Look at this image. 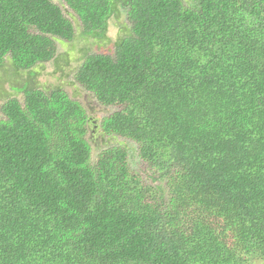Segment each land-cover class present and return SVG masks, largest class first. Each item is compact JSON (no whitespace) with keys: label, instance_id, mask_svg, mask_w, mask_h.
<instances>
[{"label":"trees","instance_id":"16d2710c","mask_svg":"<svg viewBox=\"0 0 264 264\" xmlns=\"http://www.w3.org/2000/svg\"><path fill=\"white\" fill-rule=\"evenodd\" d=\"M64 2L100 40L127 12L114 53L75 74L116 111L95 125L37 84L75 38L59 6L0 0V264H264V0ZM91 124L148 172L122 146L93 163Z\"/></svg>","mask_w":264,"mask_h":264},{"label":"rangeland","instance_id":"374dc122","mask_svg":"<svg viewBox=\"0 0 264 264\" xmlns=\"http://www.w3.org/2000/svg\"><path fill=\"white\" fill-rule=\"evenodd\" d=\"M54 4L59 6L66 17L73 23L75 28V38L70 42H58V51L55 60L40 65L36 68L38 73L36 81L41 88H62L69 97L81 104L85 109L89 119L95 125H99L101 121L116 111L114 107H106L100 105L94 96L86 91L82 86L75 82L76 70L84 62V59L88 55L92 54H107L112 55L115 50V43L121 36V30L127 29L129 27L127 21L126 10L119 7L120 11L118 15L112 17L109 21V29L107 34V40H100L94 37L88 36L84 32V28L77 18V16L68 8L64 0H52ZM9 71V72H7ZM7 72L12 78L11 69L8 68ZM35 73V71L33 72ZM1 75V74H0ZM2 76V75H1ZM29 78V73L24 72L17 79L10 80L8 77L6 79L16 84L19 88V82H23L25 79ZM18 80H20L18 82ZM6 90L10 92L13 97L19 100H24V94L22 92H17L10 89L9 84L5 86ZM2 101H0V108L2 106ZM1 116V112H0ZM91 124V129L89 130L87 139L89 141L90 147L92 148V162L95 163L98 159L99 154L102 150L108 147H119L122 146L126 148L129 156V164L132 172H140L142 175L148 172L147 166L142 162L139 156V147L134 142L123 139L115 138L109 140L101 135L100 132H94L93 126ZM147 178V177H144ZM148 180V179H147ZM152 187H162L166 191L165 183L147 181ZM249 264H263L260 259H251Z\"/></svg>","mask_w":264,"mask_h":264},{"label":"flooded vegetation","instance_id":"af4514ba","mask_svg":"<svg viewBox=\"0 0 264 264\" xmlns=\"http://www.w3.org/2000/svg\"><path fill=\"white\" fill-rule=\"evenodd\" d=\"M96 127V126H95Z\"/></svg>","mask_w":264,"mask_h":264}]
</instances>
